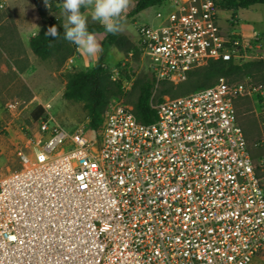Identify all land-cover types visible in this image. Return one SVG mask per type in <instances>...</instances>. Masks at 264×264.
I'll return each instance as SVG.
<instances>
[{"label":"built area","instance_id":"built-area-1","mask_svg":"<svg viewBox=\"0 0 264 264\" xmlns=\"http://www.w3.org/2000/svg\"><path fill=\"white\" fill-rule=\"evenodd\" d=\"M170 5L161 25L137 27L157 86L209 61L264 60V36L222 26L216 0ZM255 97L264 85L220 78L165 96L149 124L118 99L98 130L32 120L19 167L0 173V264H253L264 256V159L250 152L238 102Z\"/></svg>","mask_w":264,"mask_h":264},{"label":"rangeland","instance_id":"rangeland-1","mask_svg":"<svg viewBox=\"0 0 264 264\" xmlns=\"http://www.w3.org/2000/svg\"><path fill=\"white\" fill-rule=\"evenodd\" d=\"M171 0L160 6L142 11L134 18L125 19L124 29L120 35L137 44V27L139 25L159 26L164 17L173 10ZM62 0H0V173H8L19 167L17 146L26 148L30 138H36L37 126L32 121V112L38 107L44 109V115L67 131H73L89 122L87 112L81 103L65 100L63 93L67 77L74 71L90 69L97 57L82 55L76 46L75 54L61 61L56 54L47 60H41L30 49V39L50 20L56 19L63 24L65 17L57 5ZM136 0L127 13L134 8ZM83 11V9H82ZM161 13L163 18H157ZM222 26L227 27L233 20L238 25L249 26L257 34L264 36V5L253 6L237 12H219ZM99 24L88 18V25ZM237 31L239 26L236 27ZM104 51L105 67L114 78H122V70L131 77V91L116 98L128 105H133L137 95L132 90L135 80L143 78L150 72L148 61L141 53L120 51L115 46L106 44L102 36H96ZM246 78L264 85V70L228 81H242ZM214 81L213 83H215ZM212 83V84H213ZM161 85L157 86L156 96L160 94ZM187 88H175V93L187 94ZM17 104L15 112L6 109L7 104ZM238 117L242 125L253 158L259 162L264 159V99L258 103L255 99H242L238 102ZM68 148H65L67 150ZM264 177V170L260 171ZM253 264H264V256Z\"/></svg>","mask_w":264,"mask_h":264},{"label":"trees","instance_id":"trees-1","mask_svg":"<svg viewBox=\"0 0 264 264\" xmlns=\"http://www.w3.org/2000/svg\"><path fill=\"white\" fill-rule=\"evenodd\" d=\"M166 0H136L134 8L126 15L125 19L134 18L142 11L152 7L160 6ZM219 11L237 12L247 10L253 6L264 5V0H216ZM52 25H56L60 36L53 39L45 33ZM89 31L96 36H102L106 44L115 46L125 53H141L137 45L128 38L120 35L107 33L100 24L88 25ZM32 53L41 60H47L56 54L61 56V61H66L75 54L76 45L63 39L62 23L56 19L50 20L40 31L30 39ZM264 70V60H254L242 64L232 61H209L202 68L191 71L185 82L173 84L161 82L160 94L156 96L157 89L154 74L147 73L143 78L135 80L132 90L136 92L137 98L133 103V112L136 118L145 124L156 120V111L153 104L163 101L165 96L177 98L194 93L198 90L210 87L217 83L220 78H236L249 74L252 71ZM122 78L114 79L113 74L105 67L103 53L99 54L94 66L87 70L74 71L67 77L66 87L63 93L65 100L81 103L88 115V127L98 130L104 122V114L111 101L127 93L123 89V82L131 81L126 70H122ZM247 79V78H246ZM216 81L215 83H213ZM234 82V81H230ZM213 83V84H212ZM187 88V94L175 93V88ZM131 91V89H130ZM248 99V98H247ZM258 103L262 98H254ZM32 120L37 123L45 118L44 109L38 107L32 112Z\"/></svg>","mask_w":264,"mask_h":264},{"label":"clouds","instance_id":"clouds-1","mask_svg":"<svg viewBox=\"0 0 264 264\" xmlns=\"http://www.w3.org/2000/svg\"><path fill=\"white\" fill-rule=\"evenodd\" d=\"M44 2L48 6V0ZM131 4L132 0H62L57 6L65 17L63 39L76 45L82 55L97 57L104 49L96 35L89 31V16L107 33L116 35L124 29L125 14ZM45 34L53 39L60 36L56 25L49 27Z\"/></svg>","mask_w":264,"mask_h":264},{"label":"crops","instance_id":"crops-1","mask_svg":"<svg viewBox=\"0 0 264 264\" xmlns=\"http://www.w3.org/2000/svg\"><path fill=\"white\" fill-rule=\"evenodd\" d=\"M239 26V32L246 38H251L256 32L254 30H251L249 26H244V25H238Z\"/></svg>","mask_w":264,"mask_h":264}]
</instances>
